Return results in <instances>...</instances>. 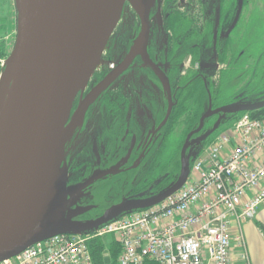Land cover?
Masks as SVG:
<instances>
[{
	"label": "flooded vegetation",
	"instance_id": "obj_1",
	"mask_svg": "<svg viewBox=\"0 0 264 264\" xmlns=\"http://www.w3.org/2000/svg\"><path fill=\"white\" fill-rule=\"evenodd\" d=\"M12 5L16 33L15 0ZM244 6V0H178V4L177 0H148L143 56L137 52L129 56L141 32V19L134 10L137 22L132 21L129 29L120 33L123 7L101 69L75 97L67 122H72L83 102L91 100L82 108L64 147L67 185L82 186L78 205L90 208L77 220H96L123 200H153L176 183L182 148L199 127L201 117L208 109L233 103L222 104L221 93L212 92L208 80L220 63L228 71L225 78L231 76L234 82L246 77V67L259 65L258 55H252L250 49L263 31L246 22L238 26ZM252 6L256 12L257 6ZM197 87L202 96L194 93ZM245 94L244 90L239 96L244 99ZM198 105L205 106L204 111L195 125L187 124L182 143L174 149L177 137L169 143L167 139L173 119L180 108ZM244 113L225 115L218 128L235 123ZM218 117H207L200 131L190 135L185 152L190 154V171L197 153L215 138L214 132L200 143L195 140L210 130Z\"/></svg>",
	"mask_w": 264,
	"mask_h": 264
},
{
	"label": "water",
	"instance_id": "obj_2",
	"mask_svg": "<svg viewBox=\"0 0 264 264\" xmlns=\"http://www.w3.org/2000/svg\"><path fill=\"white\" fill-rule=\"evenodd\" d=\"M126 2L141 19L136 54L143 56L148 0H15V44L0 75V262L51 237L90 234L122 214L162 203L186 183L188 139L200 131L204 119L219 115L195 143L215 132L227 114L264 109V99L208 109L187 137L179 176L171 188L150 201L123 200L96 220H77L90 208L78 205L82 186L67 185L64 147L91 100L67 122Z\"/></svg>",
	"mask_w": 264,
	"mask_h": 264
},
{
	"label": "built area",
	"instance_id": "obj_3",
	"mask_svg": "<svg viewBox=\"0 0 264 264\" xmlns=\"http://www.w3.org/2000/svg\"><path fill=\"white\" fill-rule=\"evenodd\" d=\"M233 130L240 143L223 156L229 136L215 139L178 192L100 228L116 236L118 264H250L241 225L264 204V115L244 113ZM90 238L57 235L0 264H93Z\"/></svg>",
	"mask_w": 264,
	"mask_h": 264
},
{
	"label": "rangeland",
	"instance_id": "obj_4",
	"mask_svg": "<svg viewBox=\"0 0 264 264\" xmlns=\"http://www.w3.org/2000/svg\"><path fill=\"white\" fill-rule=\"evenodd\" d=\"M244 3H245V6L240 16L238 26L246 22L247 26L249 27L254 26L256 30L258 28H261L260 33L263 31L262 37L260 39L258 38L255 41L256 43L252 42L253 44L251 45V49H250L252 55H258L259 65L258 67L257 66L253 67L252 65L250 68L246 67L245 69L246 77H244L243 80L239 79L238 82L237 81L234 82V81H231V76L228 78H225L228 71L225 68V66L223 69V66H222L223 64L220 63L219 65L220 67H218L217 70L214 72L215 76H213L212 79L210 78L208 82H209V88L212 92L217 91L218 95L219 93H221L222 95L221 103L222 104H225L226 102L227 103L257 102V101L264 99V9H263L264 3L261 0H244ZM177 4H178V0H177ZM252 5L257 6V10H260V11L256 10V12H254ZM124 6H125L124 7V17L122 18L123 22H122V25H120L119 27V28H122L121 30H119L120 33H122V31L128 30L131 22L137 20L136 13L134 12L135 9L131 5V3L126 2ZM259 25H261V27ZM15 35L16 33H15L14 11H13L12 0H0V75L2 72L1 67L3 66L2 68H4L5 61L8 58V56L11 54V51L13 49L12 47H14ZM9 49H11L10 52H8ZM105 54H106V51L102 59H105ZM187 65L188 64H186L184 68H186ZM244 90L246 93L245 94L246 97L242 99L241 96L239 95ZM250 92H254V93L250 94ZM248 96H250V98H248ZM204 108L205 106L202 107L201 105H198L196 108H193V109H186V108L181 109L180 108L181 110L180 109L178 110L180 114L173 119V123L169 127L170 129H169L168 137H167L168 143L170 142L169 140L174 139V136L177 137L176 144L178 146L174 147V149H178L179 147L178 143L183 139V136L187 132V124L195 125L200 114L204 111ZM187 119H188V123L186 122ZM238 119L239 118L237 117L234 119V121H237ZM228 122H231V121H228ZM228 124L230 123H227V124L223 123L220 126V128H218V130L214 132L212 136H216L220 134L224 130V128L227 127ZM212 138L210 137L208 139L209 141L208 140L207 141L210 142ZM213 141L214 139L211 141L210 144H212ZM172 147L173 146H171V148ZM204 151L201 149L197 153L196 157H199L200 153ZM202 156L204 157L205 153H202L201 157ZM262 205L259 207L257 214L261 210ZM127 215L128 214L122 215L118 217V219L125 217ZM254 219L247 221L241 225V233H242L243 240H244L245 250L249 258V263L250 264H264V230L262 229V227L259 225L258 222L254 221ZM100 228L102 229L103 227H100ZM100 228L98 229V231H94L93 233L89 234L91 236L89 241L93 239H101L106 245L115 241L120 247V244L118 240L116 239L115 235L103 234L101 236H98L97 233L100 232L101 230ZM105 261L106 262L109 261L108 253L105 254Z\"/></svg>",
	"mask_w": 264,
	"mask_h": 264
},
{
	"label": "trees",
	"instance_id": "obj_5",
	"mask_svg": "<svg viewBox=\"0 0 264 264\" xmlns=\"http://www.w3.org/2000/svg\"><path fill=\"white\" fill-rule=\"evenodd\" d=\"M195 94L202 96V91L199 87L195 88ZM252 119H260L264 115V109L248 113ZM88 249L91 255L93 264H118L117 259L120 255L121 248L113 241L106 245L101 239H93L88 242ZM108 253L109 261H105V254ZM141 264H157L151 260H145Z\"/></svg>",
	"mask_w": 264,
	"mask_h": 264
},
{
	"label": "crops",
	"instance_id": "obj_6",
	"mask_svg": "<svg viewBox=\"0 0 264 264\" xmlns=\"http://www.w3.org/2000/svg\"><path fill=\"white\" fill-rule=\"evenodd\" d=\"M235 124V123H234ZM234 124H228L226 128H224V130L215 136L214 140L217 139L220 136L223 135H227L229 136V143L227 145V147L223 150V156L226 155L231 149H233L237 144L240 143V135H238L237 133L234 132L233 128H234ZM204 153V152H202ZM199 156H201V154ZM256 163H253L251 165H255ZM248 196L250 197V194H248ZM255 222H258L259 225L262 227V229L264 230V204L261 207V210L258 212L257 216L254 219Z\"/></svg>",
	"mask_w": 264,
	"mask_h": 264
},
{
	"label": "bare ground",
	"instance_id": "obj_7",
	"mask_svg": "<svg viewBox=\"0 0 264 264\" xmlns=\"http://www.w3.org/2000/svg\"><path fill=\"white\" fill-rule=\"evenodd\" d=\"M138 3H139V0H138ZM150 5H151V2H150ZM137 46H138V38L134 41L133 46H132V48H131V50H130L129 56H132V55H134V53H136V51H137ZM105 49H106V47H105ZM105 49H104V51H103L102 56L104 55ZM102 56H101V60L99 61L98 65H97L96 68H95L94 73L97 72V71H99V70L101 69V65H102V62H103V60H102ZM94 73H93V74H94ZM91 77H92V76H91ZM85 87H86V86H85ZM64 154H65V152H64Z\"/></svg>",
	"mask_w": 264,
	"mask_h": 264
}]
</instances>
